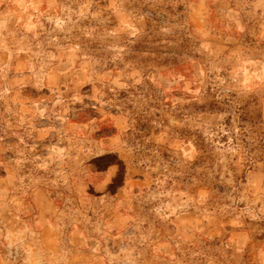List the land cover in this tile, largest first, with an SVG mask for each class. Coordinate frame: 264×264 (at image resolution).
Instances as JSON below:
<instances>
[{"label": "rangeland", "instance_id": "1", "mask_svg": "<svg viewBox=\"0 0 264 264\" xmlns=\"http://www.w3.org/2000/svg\"><path fill=\"white\" fill-rule=\"evenodd\" d=\"M0 264H264V0H0Z\"/></svg>", "mask_w": 264, "mask_h": 264}]
</instances>
